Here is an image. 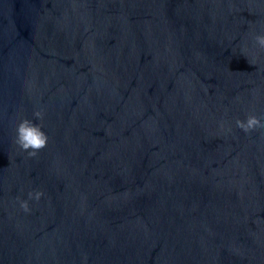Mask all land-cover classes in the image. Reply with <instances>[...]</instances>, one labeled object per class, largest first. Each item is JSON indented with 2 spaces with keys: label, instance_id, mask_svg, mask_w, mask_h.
Returning a JSON list of instances; mask_svg holds the SVG:
<instances>
[{
  "label": "water",
  "instance_id": "1",
  "mask_svg": "<svg viewBox=\"0 0 264 264\" xmlns=\"http://www.w3.org/2000/svg\"><path fill=\"white\" fill-rule=\"evenodd\" d=\"M257 35L264 0H0V264H264Z\"/></svg>",
  "mask_w": 264,
  "mask_h": 264
},
{
  "label": "clouds",
  "instance_id": "2",
  "mask_svg": "<svg viewBox=\"0 0 264 264\" xmlns=\"http://www.w3.org/2000/svg\"><path fill=\"white\" fill-rule=\"evenodd\" d=\"M255 41L258 44L261 51H264V35H257ZM34 116L37 119L43 118V113L36 111ZM236 126L240 128L246 134H250L258 129L264 130V120L256 115H248L246 120H236ZM16 139L15 143L19 146L22 151L28 153L29 157H35L44 149L48 143V136L42 130V125L34 123L32 120L24 118L20 121L16 128ZM43 196V192L36 191L29 193V199H35L39 201ZM20 207L24 212H30L29 203L27 200L20 201Z\"/></svg>",
  "mask_w": 264,
  "mask_h": 264
}]
</instances>
